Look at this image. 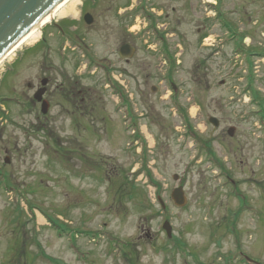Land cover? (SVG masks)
I'll return each instance as SVG.
<instances>
[{
    "label": "rangeland",
    "instance_id": "rangeland-1",
    "mask_svg": "<svg viewBox=\"0 0 264 264\" xmlns=\"http://www.w3.org/2000/svg\"><path fill=\"white\" fill-rule=\"evenodd\" d=\"M102 1L99 14L139 9L136 52L120 57L115 11L98 20L85 37L114 72L72 55L81 108L55 101L50 120L33 106L50 24L0 68V102L31 104L0 112V264H264V0ZM85 3L52 22L78 25Z\"/></svg>",
    "mask_w": 264,
    "mask_h": 264
},
{
    "label": "flooded vegetation",
    "instance_id": "flooded-vegetation-1",
    "mask_svg": "<svg viewBox=\"0 0 264 264\" xmlns=\"http://www.w3.org/2000/svg\"><path fill=\"white\" fill-rule=\"evenodd\" d=\"M101 1L102 0H85L86 3L81 10L78 25H74L75 21L69 19L52 22L48 26L49 31L52 33L47 32L48 34H46L47 29H44L41 39L35 45V48L38 52L36 59L39 63L40 76L38 80L40 83L36 86L33 84H28L27 86L30 90L35 91L33 97L34 99L32 101L33 106H40L41 114L45 119H48L49 116L50 120L52 119L51 111L53 107L56 106L55 101H57V103H59V105H61L63 109L67 110L68 112L71 111V109H79L80 105L86 104L88 101L86 90L81 88L78 79L75 80L74 73L71 74V70L73 71L74 68H68L70 63L73 65V54H78L77 56H79V59L82 60L76 64L77 66L78 64L83 63V61L86 62L87 65L85 66L84 74L87 73L89 67L94 69L93 74L100 71L105 76L107 73L112 74L114 72L112 66L106 65L103 61L98 60L94 56L92 51L93 49L91 45L88 44L89 40H87L85 37L87 32L97 33L95 28L100 18L105 19L116 14L115 16H117L116 19L119 26L117 30L123 39L124 46L128 45L131 49H134V54L136 52L135 47L132 46L135 38L132 32H134L133 28L136 27L135 24H132V20L133 18H135L134 21L138 20V13L140 12L139 9L138 11L129 12V7L122 8L121 5L118 9H111L110 5L105 3L104 10L101 12V14H99L98 9L101 6ZM139 1L140 4H143L144 2L147 3V1L150 0ZM85 5L89 6V8L85 7ZM117 5L119 4H116L115 6ZM131 10H133V8ZM140 10H144L146 13L148 12V18H152L154 16L152 14V10H149V8L146 6H142ZM114 11L116 12L115 14ZM143 15L144 13L142 11L141 16ZM101 24L102 28L98 34L103 33L106 35L107 32H112L111 28L108 30L106 26L104 27V20ZM160 34L162 35L163 33L160 32ZM160 37H162L163 41L167 40L164 35ZM53 40H55V42H52ZM124 46H122L119 51L121 58L122 48ZM52 55H56L59 59L57 65H55ZM24 59L25 53L22 55L21 60L24 61ZM132 59L133 57L131 59L124 60L129 63V61ZM109 78L110 82L112 83L110 75ZM74 81H76V83H74ZM113 84L116 83L113 81ZM38 97L40 100H38ZM1 99L4 103L0 102V112L2 110L3 116L6 117V119L9 118L6 122L11 120L9 117L11 114V108L7 105L18 106L22 114H26L28 109L31 107L30 99H25L22 96H20V99H15L14 97L10 96H4ZM38 118L41 119V116L38 115ZM133 138H138L136 132L133 133ZM245 259L248 260L249 258L245 256ZM252 263L257 264L256 262Z\"/></svg>",
    "mask_w": 264,
    "mask_h": 264
},
{
    "label": "water",
    "instance_id": "water-1",
    "mask_svg": "<svg viewBox=\"0 0 264 264\" xmlns=\"http://www.w3.org/2000/svg\"><path fill=\"white\" fill-rule=\"evenodd\" d=\"M63 1L0 0V61L23 37L39 25ZM133 55L134 49H131L130 46L126 45L122 48L121 56L123 59H131ZM38 100H40L39 97ZM209 121L214 126H219L220 122L216 117H211ZM235 131V128H231L228 131L229 136L233 137ZM174 180L178 181L179 176H174ZM172 198L181 207L187 203L184 188L176 189L173 192ZM159 201L165 207V203L161 197ZM163 229L169 237L172 236L173 229L169 221L163 224Z\"/></svg>",
    "mask_w": 264,
    "mask_h": 264
},
{
    "label": "bare ground",
    "instance_id": "bare-ground-1",
    "mask_svg": "<svg viewBox=\"0 0 264 264\" xmlns=\"http://www.w3.org/2000/svg\"><path fill=\"white\" fill-rule=\"evenodd\" d=\"M211 1V0H209ZM80 0H64L58 7H56L39 25L32 29L25 37H23L19 43L10 50L5 57L0 61L1 66L8 60L12 59L13 56L24 46H29L37 42L41 36V29L43 26L49 24L54 18H65L70 15H75L77 12V6Z\"/></svg>",
    "mask_w": 264,
    "mask_h": 264
},
{
    "label": "trees",
    "instance_id": "trees-1",
    "mask_svg": "<svg viewBox=\"0 0 264 264\" xmlns=\"http://www.w3.org/2000/svg\"><path fill=\"white\" fill-rule=\"evenodd\" d=\"M262 56L264 57V54H263ZM151 183L154 184L153 186L160 188V184L156 183V181H154L153 178H151ZM54 224H55V226H56L58 229L64 230V226H62V224H61L60 226H62L63 228L60 227V226H57V222H56V221L54 222Z\"/></svg>",
    "mask_w": 264,
    "mask_h": 264
}]
</instances>
